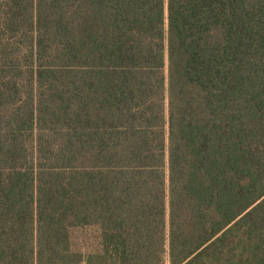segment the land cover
Here are the masks:
<instances>
[{"label":"trees","instance_id":"obj_1","mask_svg":"<svg viewBox=\"0 0 264 264\" xmlns=\"http://www.w3.org/2000/svg\"><path fill=\"white\" fill-rule=\"evenodd\" d=\"M167 262L264 264V0H0V264Z\"/></svg>","mask_w":264,"mask_h":264},{"label":"rangeland","instance_id":"obj_2","mask_svg":"<svg viewBox=\"0 0 264 264\" xmlns=\"http://www.w3.org/2000/svg\"><path fill=\"white\" fill-rule=\"evenodd\" d=\"M100 238L97 228H77L72 230L74 250L89 252L99 248Z\"/></svg>","mask_w":264,"mask_h":264},{"label":"crops","instance_id":"obj_3","mask_svg":"<svg viewBox=\"0 0 264 264\" xmlns=\"http://www.w3.org/2000/svg\"><path fill=\"white\" fill-rule=\"evenodd\" d=\"M166 264H170L169 262H167Z\"/></svg>","mask_w":264,"mask_h":264}]
</instances>
